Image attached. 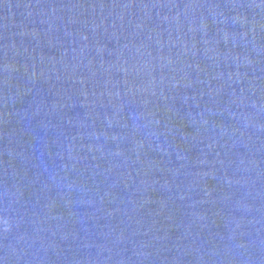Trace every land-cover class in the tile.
Returning <instances> with one entry per match:
<instances>
[{
    "label": "water",
    "instance_id": "obj_1",
    "mask_svg": "<svg viewBox=\"0 0 264 264\" xmlns=\"http://www.w3.org/2000/svg\"><path fill=\"white\" fill-rule=\"evenodd\" d=\"M0 264H264V0H0Z\"/></svg>",
    "mask_w": 264,
    "mask_h": 264
}]
</instances>
